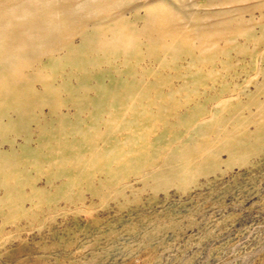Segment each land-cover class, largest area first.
<instances>
[{
	"label": "rangeland",
	"instance_id": "obj_1",
	"mask_svg": "<svg viewBox=\"0 0 264 264\" xmlns=\"http://www.w3.org/2000/svg\"><path fill=\"white\" fill-rule=\"evenodd\" d=\"M79 1L0 0V8L6 9V15L0 14V24L11 28L6 35L34 45L24 53L10 54V58L4 54L8 77L0 94L9 105L4 108L0 104L4 114L0 128L7 126L9 115L19 114L10 113V108L20 104L25 110L20 123L0 131V144L10 142L12 133L8 132L12 128L24 131L23 126L37 121L42 123V131L49 133V122H58L56 116L35 112L37 106L31 105L29 87L44 93L37 104L47 110L52 107V101L46 98V85L27 84L20 79L32 76V67L46 62L41 74L48 81L56 73L64 76L63 71L72 65L79 71L69 78L58 77L53 84L59 87L61 101L88 104L90 111L98 101H104L106 107L108 96L104 91L110 83H117L120 96L127 94L130 86L126 83H144L137 99L161 102L160 115L148 111L149 116H131L122 111L99 128L117 131L124 148L131 122L136 123L131 136L141 137L145 125L162 126L160 140L154 148L142 149L143 155L149 159L157 152L164 157L172 146H182L185 153L178 154V164L166 176L167 172L156 177L152 169L138 164L137 150L132 151L129 163L122 157L119 163L109 165H80L59 152L55 154L56 166L46 162L40 167L43 171L34 185L10 175L5 178L1 164L0 264H264V132L257 131L264 126V0H94L80 11L69 13L67 23L72 16L74 23L67 38L39 31L41 24L51 26L49 20H43L51 6H71ZM153 5L167 11L169 21L149 26L150 20H140L145 7ZM22 12L29 17L35 14L37 23L29 22L26 16L20 18ZM100 22L106 25L104 34L118 46L116 54L106 52L84 68L78 61L81 55H75L71 63L62 57L63 52L58 53L69 40L67 48L79 43L80 36L73 34L92 31ZM127 30H134L137 40L116 37V31ZM173 41L181 47L173 48ZM165 42L167 47H160ZM124 44L133 50L124 51ZM101 51L91 56H101ZM84 55L87 60L88 54ZM13 67L21 76L12 74ZM150 70L152 73L144 72ZM134 71L137 76L133 77ZM101 78L104 83H100ZM86 83L93 89L87 102L86 98L78 99ZM18 88L25 93L14 101L12 94ZM206 89L212 92L209 109L192 101L207 98ZM75 93L76 97L71 96ZM173 102L185 109L196 106L210 112L200 115L201 119L191 115L172 117ZM129 103L131 100L126 101ZM109 104L111 109L118 108L112 101ZM78 118L67 119L66 123L59 120V124L68 131L72 126L95 134L96 129H88V120ZM215 118L216 127L205 128L204 132L197 128V124ZM240 125L244 128H233ZM34 132L35 147L39 133ZM225 133L238 145L219 151V139ZM154 135L149 134V138L154 140ZM200 141L210 143L206 148L209 153L219 151L218 160H190L198 152H206L197 149ZM46 144L51 147V143ZM104 145L102 141L98 144ZM32 146L27 147L32 156L24 153L25 164L20 166L35 175ZM37 146L45 153L51 150L48 145ZM9 147L5 145L6 150ZM9 154L13 152L1 156L7 167L14 162ZM179 167L184 168L181 173ZM51 173L52 180L48 177ZM6 186L10 188L8 198ZM20 198L25 201L18 207Z\"/></svg>",
	"mask_w": 264,
	"mask_h": 264
},
{
	"label": "bare ground",
	"instance_id": "obj_2",
	"mask_svg": "<svg viewBox=\"0 0 264 264\" xmlns=\"http://www.w3.org/2000/svg\"><path fill=\"white\" fill-rule=\"evenodd\" d=\"M93 1L94 0H82L77 3L75 2L76 4L71 5V6H69V4H63L62 6H51L53 7L52 10L50 11L49 14L45 15V19H43V20H49L51 22V26L49 27L48 25L41 24L39 26V31L42 33H47L45 34L46 36L50 34H54V37L55 36H61V37L65 36L63 38H67V36L70 33V25L74 23L73 16L71 17L70 21L67 23L69 13L71 11L73 12L80 11L81 8H83L85 5H88L91 2L94 3ZM95 1L100 2L102 0H95ZM5 10H6L5 8H0V14L6 15ZM144 10L146 11V13L144 14V16L139 15L140 17H142L140 20H144V19L150 20L149 26L153 25L154 22L156 24H159V23H165L166 21H169L168 19L170 17L167 15L168 14L167 11H165L164 9H161L160 6H157V5L147 6L145 7ZM18 16L20 18L23 16H26L29 22L37 23L35 14H33V17H29L25 15L24 12H22L21 14H18ZM25 23H26V19L24 20V24ZM105 26L106 25L104 23L100 22L99 24L95 25V28L92 31L85 30L84 32L80 31L79 33L73 34L72 37L80 36L79 37L80 44L78 43L74 46L67 48L71 41L69 40L62 48H60L58 53L63 52L62 57H67L71 63H74L75 55H81L78 61H79V64L83 66L84 68H85L86 63L91 65L95 57H102L106 52H109L111 55L116 54L119 51V48L111 40L108 34H106V32L104 34ZM153 28L154 27H150L151 30ZM10 31H11V28L9 25L0 24V60H1L0 62V91H1V87L3 86V83H7V77H8V65L4 63L5 61L4 54L9 55V58H10V54L24 53L32 49L34 46L31 43L27 42V40H21L23 43L18 42L17 40H15L17 38H14V35L13 37L7 36L6 34L9 33ZM112 32L114 33V30ZM134 32H135L134 30L132 31L127 30V31H121V32L116 31V37H118L119 39H122V38L124 39L128 37V40H133L131 38L133 37L135 40H137L138 37L137 38L135 37ZM43 38L44 37H40V39H43ZM150 38H152V36H150ZM74 39L75 38H73V42L75 43L76 39L75 40ZM94 43H98L96 48H94L95 47L93 45ZM133 44H134V41L132 42V45ZM157 44L158 43H153L152 45L156 46ZM82 46L86 52L83 51ZM172 46L173 48L181 47L179 43H176L174 41L172 43ZM160 47H167V42L161 43ZM123 48H124V51H128L129 49L133 50V48H130L129 44H124ZM149 49L151 53H153L152 48H149ZM99 50H102L101 56H91V53H95V51H99ZM112 50H115V52ZM85 53L88 54L87 60L84 58ZM40 63L32 67V71H33L31 73L32 76H29V77L21 76V74L19 75L18 69L14 67L12 68V74L16 73L17 75L21 76L20 79L23 81H27V84L43 82L46 85L47 87V90H45L46 98L52 101V107L47 110L45 105L37 104V101L43 97L44 93H42L41 91H37L33 87H29L28 94L33 101L31 105L37 106L35 107V110H34L35 112H38L42 115L44 113H48L50 115L56 116V118L58 119V122L55 123L53 120L49 122V124L47 125V127L51 128L49 133L43 132L42 131L43 129H41L42 123L39 122L36 124L37 121L31 123L29 127L23 126L24 131H20V130H16L15 128H12V130L8 132V133H12V135L8 136V133H7V136L10 137L11 140L9 143L6 142L5 145H8L10 147L6 150L5 145L3 146V144H0V159L2 155H5L6 152L12 151L13 154L12 155L9 154V155L13 157L14 162L8 163V166L10 167L9 168L7 167L6 161L4 160L5 157L1 159L2 161L0 160V165L2 164V166L4 167L3 173L6 176L5 178H7L10 175L12 178L28 180L30 184L34 185L40 178V171H43V168L41 169L40 167L46 162L49 163L50 165L56 166V163H55L56 155L55 154H58L59 152H61L60 156L64 158H70L74 163H77L80 165H84V163H86V165H92L96 162L102 165H109L111 162L119 163L122 157L124 161L129 163L130 160H128V158L129 156L132 157V151L137 150L136 159H139L138 164L148 167V169L149 168L152 169L151 174H153V176H156V177L163 175L167 172L165 174L166 176L178 164L179 162L178 154L185 153L182 146H172L173 149L169 151L170 154L168 153V150H167L165 153L166 156L164 157H161L157 152H155L153 156H150L149 159H147L143 155L142 149L148 150V149L154 148L157 142L160 140V133L162 130V126L157 127L154 124L145 125L141 127V130L145 128V131H142L143 135L141 137L136 136V135L131 136V129H133L136 124L134 122H131V124L127 126V132L129 133L127 136L129 137H127L124 140V144H125L124 148H122L120 136L117 133V131H115L114 129L102 131L99 128L100 125L106 122L109 117H117L118 115L122 113V111L129 113L131 116H136L138 114H145L146 116H149L148 111H151V113H153V115L155 116L160 115L161 107H162L161 102L160 103L156 102L155 100H152L151 98H148L146 100L137 99L138 96L143 91V88L145 86L144 83H140L137 80L134 83L133 82L126 83L127 86H130V87L125 96L119 95V91L115 87L117 83H110L109 85H107V88L104 91V95L108 96V102L106 104V107H105L104 101H98L99 105L96 106V108L92 106V108H94L95 110L90 111L88 110V104H85V103L82 104L79 101L70 102L68 101V99L61 101L58 95L60 91L59 87L53 84L54 83L53 81H56L58 77L65 79L75 74H78L79 71L74 70L73 65L69 70L63 71L64 76H62V73L61 74L56 73L55 77L51 78V80L48 81L45 75L41 74L42 68L45 66L46 62L42 64ZM58 66H62V62L59 63ZM144 72L152 73V70L144 71ZM40 74H41V77H39ZM85 75L86 74L83 73L82 76H85ZM135 75L137 76L136 71L132 73L133 77ZM104 82H105V79L101 78L100 83H104ZM98 84L99 83H97V85ZM200 84L202 83H199V85ZM52 86H56V89L53 90ZM86 86L87 87L83 88L82 94L78 99L83 100L86 98V102H87L88 101L87 97L90 95L92 96L93 89L91 87L90 88L88 87V83H86ZM205 92L207 93V98H205L202 101H199L198 98L200 96V92H198L196 88V94L198 98H194L192 101L194 103H197L209 109L210 105L212 104V102L210 101V95L212 94V92H210V90H207V89ZM24 93L25 91L23 88L16 89L15 92L12 94L13 100L18 101ZM78 93L72 94L71 96L76 97ZM157 93H162V90L157 89ZM128 100H131V103L126 104V101ZM109 101H112L113 103L118 105V108H116L117 111L116 109L110 108ZM0 104L3 105L2 107L4 108L7 105H9L8 100L2 98V94H0ZM104 107H105L104 112L106 115L102 113V110L104 109ZM171 107H172V117L173 116L177 117L178 115H191L192 117L201 119L200 115H207L210 112L209 110H204L196 106H193L191 108L186 107L185 109L184 105L179 106L178 104H175L174 102L171 105ZM210 108H212V105ZM24 110L25 108L20 104L16 105V107L14 108H10L8 110L10 113L19 112V114H16L15 116L9 115L7 126L0 128V131H3L4 129H8L9 128L8 126H10L11 124L20 123L21 121L20 119L23 118L22 112H24ZM198 110L200 114L197 113ZM86 114H88V116H85ZM3 115L4 114L0 112V120L2 121H4ZM78 116H79L78 121H82V120L89 121L88 129L89 130L96 129L95 134H93L92 131H87L85 128L79 129L78 127L76 128L72 126H71L70 131H68L65 125L59 124V120L62 123H66L67 119H70L73 117L77 119ZM205 117L206 116H204L203 118ZM113 121L114 120H112V122ZM216 122L217 120L215 118L212 122L208 120V121H205L202 125L201 124L198 125L197 124L198 121L194 123L197 124V128L200 129V132H204L205 128H210L212 126L216 127ZM0 123L3 124L1 121ZM233 128L235 130H240L244 128V125L234 126ZM260 130L264 132V126L257 128V131H260ZM34 131L39 133L37 145H40L43 147L45 145H48L50 147V144H46L49 142L51 143L50 151L45 153V151L38 150L37 145H36L37 147L32 146V144L35 145L36 143ZM149 134H155L154 135L155 139L151 140L149 138ZM240 136H243V135H240ZM41 137L44 139L43 141H40ZM219 140H220L219 143L221 147L219 151L223 149L228 150L226 148L230 147L231 149L234 146L238 145L236 140L231 141V138L227 133H225V135L222 136ZM100 141L104 142L105 145L98 146ZM127 144H129L130 147H127L126 146ZM28 146L34 147L33 149L34 159L33 160L35 161H33L34 168L32 169L36 171L35 175L32 174L31 172L26 173L25 168L20 166V165L25 164L24 156H23L24 153L25 154L27 153V155L32 156V151L27 149ZM72 147H74L75 150ZM196 147L198 150L200 149L206 150V148H209L211 146H210V143L208 142L200 141L198 144H196ZM41 148L42 147H40V149ZM62 148H65V149L70 148L72 151H69L66 153L65 151H63ZM219 151L215 153H209L206 150V152L202 155H200V153L198 152L196 155L192 156L190 160L195 158V159L201 160L204 163H206L210 159L218 160ZM86 152H88L89 154L86 155ZM50 165L48 166L50 167ZM157 165H160V167L154 170V167ZM10 169H11V172H10ZM180 170H184V168L179 167L177 169L179 173H181ZM93 175H95V173ZM37 176H38V179L36 178ZM48 177L50 180H52L53 174L52 173L49 174ZM68 177L72 178L70 174L68 175ZM189 179H192V177H190ZM5 188L7 191L6 197L8 198L10 196V188L8 186H6ZM21 201L24 203L25 200L20 198L18 202V207H21L19 206Z\"/></svg>",
	"mask_w": 264,
	"mask_h": 264
}]
</instances>
